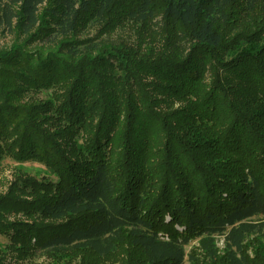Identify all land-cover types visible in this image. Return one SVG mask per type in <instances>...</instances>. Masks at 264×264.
Here are the masks:
<instances>
[{
    "label": "trees",
    "instance_id": "1",
    "mask_svg": "<svg viewBox=\"0 0 264 264\" xmlns=\"http://www.w3.org/2000/svg\"><path fill=\"white\" fill-rule=\"evenodd\" d=\"M5 159L0 264H264V0H0Z\"/></svg>",
    "mask_w": 264,
    "mask_h": 264
},
{
    "label": "rangeland",
    "instance_id": "2",
    "mask_svg": "<svg viewBox=\"0 0 264 264\" xmlns=\"http://www.w3.org/2000/svg\"><path fill=\"white\" fill-rule=\"evenodd\" d=\"M129 30L130 28H121V30L117 31L116 36L120 37L121 35H126V33L130 32ZM25 175L29 178L37 179L38 181L46 179L44 167L40 163L27 162L25 164H21L13 161L12 159H5L2 166H0V192H6L8 187L16 178ZM130 256L131 253L129 252L128 245H125L120 248V252L114 255V257L104 260L100 264H123V262ZM86 257L87 259L90 258L88 255L83 257V255L80 254L47 256L39 259L37 257L30 256L28 259H24V264H86ZM21 258L23 259V257L19 256L16 252H8V260L11 259L13 264H21ZM187 264L189 263L187 262Z\"/></svg>",
    "mask_w": 264,
    "mask_h": 264
}]
</instances>
